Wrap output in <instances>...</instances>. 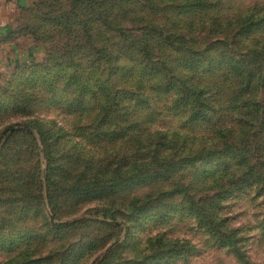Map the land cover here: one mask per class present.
Returning a JSON list of instances; mask_svg holds the SVG:
<instances>
[{
	"label": "rangeland",
	"instance_id": "374dc122",
	"mask_svg": "<svg viewBox=\"0 0 264 264\" xmlns=\"http://www.w3.org/2000/svg\"><path fill=\"white\" fill-rule=\"evenodd\" d=\"M112 4L0 0V264H264V0Z\"/></svg>",
	"mask_w": 264,
	"mask_h": 264
},
{
	"label": "trees",
	"instance_id": "16d2710c",
	"mask_svg": "<svg viewBox=\"0 0 264 264\" xmlns=\"http://www.w3.org/2000/svg\"><path fill=\"white\" fill-rule=\"evenodd\" d=\"M162 1V0H161ZM81 5L87 7V10H89V15L88 16H92L93 19L97 20V15H96V12H95V8H99L101 10V13L105 16V14H107L108 11H114V8L115 6L112 4V0H103L101 1L100 3H95L91 0H72V5H71V8L73 9V11H75V9H79L81 8V10L83 11ZM78 6V7H77ZM85 12V11H83ZM68 14L65 13L64 15L62 16H59V17H56V19L58 20H63ZM56 19H49V21L51 23H54V21ZM123 20H126V17L123 18ZM111 24V25H110ZM107 23V26L109 29H112V30H115L116 32L118 33H121V31H123V29L119 26V25H116L114 23ZM122 34V33H121ZM166 43L169 44L171 47H173L172 44H170V42L168 40H166ZM143 44L142 47H140V45L138 46L139 47V51H137L139 54L141 55H145V53L143 51L145 50H152L150 45L148 44V42H143L141 43ZM192 50V49H191ZM92 62V61H91ZM96 65V63L94 64ZM190 66H192L190 64ZM80 69L82 68V66L79 67ZM180 91V89H179ZM196 95L193 94V95H188L186 94V99L189 101V99H192V98H195ZM188 101L184 102V103H187ZM193 103V101H192ZM188 106H189V103H188ZM193 106H194V103H193ZM202 108V107H201ZM201 110V109H200ZM195 116H196V113H195ZM198 117L197 120H200V119H205L204 116L203 117H199L198 115L196 116ZM207 118V117H206ZM47 132V131H46ZM45 131L43 130H40V135L43 139V143L44 145L47 143V139L48 137L50 136V134L47 132L46 133ZM21 134V133H24L26 135H29L30 138L32 139V143L34 144V142L36 141V139L34 138V135L30 132V131H19V132H16L13 134L12 137H10L8 139V142L6 144V146L10 145V144H13V142H15V137L17 134ZM46 157H47V160H48V170H49V175H48V182L51 184V171H52V156H51V153L47 150L46 152ZM121 175L119 173V171L117 172V176L116 178H119L118 180H113L110 184H107L105 181L103 180H98L97 183L89 186V187H84V188H71L70 190H67V194H71V195H75V196H78V195H90V193H92L94 191V187L97 186L98 187H103V192H107V189H111L110 192H114L116 189H118L119 187H122V184H123V180L122 178H120ZM256 181V177L255 175H248L246 177V180H243L241 182L242 185L246 186L247 188H249L250 186H252L254 184V182ZM97 191V189H95V192ZM51 204L53 205V200H51ZM215 205H205V204H196L194 203L193 205V209L192 211L195 212V213H198V216L199 218H202L201 219V223L204 224L202 227H207L208 230L212 233V234H216V235H219L221 237V233L220 231H218L220 229V224H221V219H219L217 217V214H216V211L217 209L214 208ZM207 213H209V215H207ZM223 239L221 240V245L223 246H229L230 248H233L235 250H237L236 248V242L234 240H231V238H224L222 237ZM22 239V237L20 238ZM13 244V241L10 240V242L6 245H12ZM2 248V247H1Z\"/></svg>",
	"mask_w": 264,
	"mask_h": 264
}]
</instances>
